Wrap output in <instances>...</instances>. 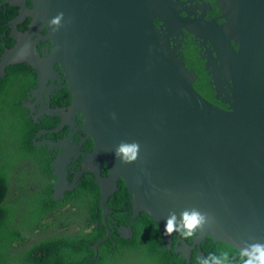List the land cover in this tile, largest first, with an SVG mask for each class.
Returning <instances> with one entry per match:
<instances>
[{"label": "water", "instance_id": "obj_1", "mask_svg": "<svg viewBox=\"0 0 264 264\" xmlns=\"http://www.w3.org/2000/svg\"><path fill=\"white\" fill-rule=\"evenodd\" d=\"M217 1L223 24L185 18L173 0H32L33 7L12 22L15 29L30 16L29 31L0 59L4 75L6 66L23 61L24 38L37 50L34 36L44 39L46 30L52 62L59 63L72 97L69 113L81 115L85 139L96 145L87 157L96 164L107 160L113 181L124 180L133 221L149 213L171 247L174 237L165 231L171 211L197 208L213 217L193 246L180 238L186 257L208 237L237 250L245 241L264 242V0ZM16 4L26 7L25 0ZM60 12L57 28L50 21ZM184 31L211 43L216 62L206 61L214 70L210 86L227 107L194 88L196 74L176 45ZM49 111L69 118L62 109ZM122 141L139 142L135 162L115 156ZM65 167L60 163L55 199L76 186L65 178ZM97 182L104 185L101 175ZM133 221L122 236L133 235Z\"/></svg>", "mask_w": 264, "mask_h": 264}, {"label": "trees", "instance_id": "obj_2", "mask_svg": "<svg viewBox=\"0 0 264 264\" xmlns=\"http://www.w3.org/2000/svg\"><path fill=\"white\" fill-rule=\"evenodd\" d=\"M18 14L16 7L6 8V12L2 11L0 33H10L9 22ZM30 22L31 19H27L19 29L25 31ZM11 40L16 42L13 38ZM13 42L5 43V38L0 36V58ZM26 64L28 63L11 64L6 67V74L0 77V99L10 95L8 99L12 98L10 107H20L19 99L27 98L30 87L37 84V69ZM187 66L198 74V80L194 85L198 93L205 96L203 91H208L212 96L209 92L206 72L202 67L196 60L192 64L187 63ZM17 89L20 91V96H16ZM64 95L69 99V94ZM58 123L59 118L50 119L48 126L52 127ZM18 125L21 128L20 133L13 134L9 148L2 147L0 139V264H198L202 255L205 257L225 248L229 249L233 253V259H236L237 249L208 238L193 250L192 260L189 262L184 258L183 253L177 252V247L182 244L179 241L181 236L171 235L174 237V243L172 249L168 248L163 232L145 212L135 222L134 227L138 235L147 241L150 252L143 253L138 259L129 258L130 256L121 257L119 253L115 258L101 247V245L110 246L111 239L100 243L97 252L93 244L101 236L100 230L94 228V222L103 220L99 187L95 186L92 178L91 182L87 183L92 193L82 192L86 189L85 180L82 178L73 190L66 191L65 198L55 199L53 197L55 178L52 173L48 174L49 167L46 159H42L41 148L38 150L33 144L32 138L37 132V127L27 120ZM24 126L27 127L22 131ZM26 147L35 153L39 151L38 170L45 162V172H34L35 169L30 166L28 157L32 151L24 152L23 155L17 152L18 149ZM23 159L27 163L25 166ZM28 171L31 172V176L34 172L38 187L23 193ZM73 177L74 175L70 174L68 181H72ZM126 193L125 188H122L114 195L116 200L109 204L111 208L116 209L115 213L121 211L120 198ZM19 211L23 214L19 215ZM24 216L26 218H23ZM130 220L129 215L122 219V223ZM68 227L72 228L71 231ZM186 241L189 245H193L194 237ZM132 243L135 246L133 240ZM96 255L99 257L97 260Z\"/></svg>", "mask_w": 264, "mask_h": 264}, {"label": "flooded vegetation", "instance_id": "obj_3", "mask_svg": "<svg viewBox=\"0 0 264 264\" xmlns=\"http://www.w3.org/2000/svg\"><path fill=\"white\" fill-rule=\"evenodd\" d=\"M173 1H174L175 9L179 11L181 15L185 18L188 16L191 18L202 17L207 21L218 19L219 24H223L225 22L224 19H219L222 12H221V8L217 0H173ZM19 2H22V0H0V14L2 13V11L6 12V8L16 7V9L19 12V14L17 15L18 17L22 13V11L29 10L34 5L32 0H25L26 7L22 8L21 5L16 4ZM15 18L10 20L9 22L10 29H11L10 33L9 34H7L6 32L0 33V36H2L3 39L5 38V43L6 42L12 43L13 41L11 40V38L15 39L16 41V42H13V45L7 48L6 50L12 49L16 46V44H18L19 40L17 36L23 33H27L32 23V18L30 16H27L21 23L17 24L16 28L14 29L12 21ZM27 19H31V22L28 24V27L25 31H21L19 27L23 25ZM156 21L158 22V20ZM160 24L161 23L159 22L157 26H159ZM42 36L44 37V39H41V36L40 37L34 36L33 41L36 45L37 50L34 49L33 43H30L27 37L24 38L25 39V49L24 48L22 49V52L20 53V56H19L20 58H22L23 61L18 62V63L27 62L28 64L26 65L31 66L33 69L35 68L29 63V61H27L28 60L27 58H32L34 62L38 63L40 69H37V72H38L37 84L35 86L30 87L27 98L23 97L19 99L20 107H17V106L10 107L9 106V103L12 100V98L8 100L10 95L9 96L7 95L4 99H0V139L2 142V147H6V148L10 147L13 134L15 133L16 135L20 133L19 131L21 130V128L18 127L19 126L18 124L27 120V121L32 122L37 127V132L35 136L32 138V140H33V144H35V146L38 147V150H40V146L37 145L38 143L37 136L39 132H41L42 130H48V132H50V130L57 128V126L61 122V118H59L60 121L55 128L45 129V128H49L48 123L50 122V119L58 118V117L49 116L46 113V107L50 106L52 108H55V107L68 108L71 104V98L69 97V99H67V97L64 95L65 93L68 94V91L65 88L66 81L64 78V74L60 68V65L59 63H53L52 60L50 59V55L54 50L52 41L47 38L46 30H44V34ZM176 45H179L180 48L178 50V53L180 54L181 57H184L186 59V63L192 64V62L196 60L199 66H201L204 71L207 70L208 73L214 71L213 68L210 67L206 63L209 57L212 62L213 61L214 63L216 62L215 57L212 56V54L211 56L209 55L211 51H213L212 45L209 42V40H204L200 37L198 38L194 37L189 32L184 31L182 36L179 37V42ZM235 48H237L236 45H235ZM32 50L37 52L36 55H34ZM18 63H15V64H18ZM192 71L194 72L193 69ZM206 75H208L209 77V74H206ZM208 85L210 87L209 92L212 93V96L209 95L208 91H203L205 94V96L203 95V97H205V99H207L209 102H213L214 104L218 106L227 107V105L222 103L219 99L218 100L215 99L214 88L210 86V77H209ZM11 95L13 97V93ZM16 96H20V91L18 89L16 91ZM42 96L44 98L43 101L40 99V97ZM68 101H70V103H68ZM76 120H77V123L75 124V128L72 131L69 132L68 129L65 128V126H63V128L60 130V132L62 131L63 132L60 135H57V136L51 135V136L59 138V136L65 137V135L67 136V134L73 133L75 137V141L81 142V145H79L81 146V152L87 153V154H89L90 152L92 153L95 148L94 140L90 138L85 139L86 137H88V133H86L83 128L84 122H82L81 115H77ZM26 127L27 126H24L22 128V131ZM69 128L71 127L69 126ZM39 140L42 141V137H40ZM28 151H32L31 155L28 157V162L30 163V166H32V168L35 169L34 172L36 171L45 172L44 171L45 162L43 164V167L40 170H38V163H39V157H40L39 151L35 153L32 149L27 148V147L20 148L17 150V152L21 155H23L24 152L26 153ZM55 153L56 152L54 150H49L48 148H45V147L41 148V156H42V159H46L45 161L47 163V166L48 164H52L53 155ZM87 154L86 155L82 154L81 156H79L77 160H74L76 163L73 164V166H71L72 167V170L70 171L71 173L70 172L66 173L65 175L66 179H67V176H69L70 174L79 173L84 170L85 166L83 162ZM105 161L106 160H104L103 162ZM23 164L24 166L25 164H27L24 159H23ZM106 164L107 162L104 163V167L106 166ZM34 172H32V176H31L30 171L26 172L25 189L23 193L27 191H31L38 187V183L36 179L34 178ZM50 173L51 172L49 170L48 174ZM87 173L88 172L84 173V176ZM105 173L108 174L107 169L105 170ZM52 176L54 177L53 173H52ZM54 178L55 180L53 184L55 185V181L57 177H54ZM84 180L86 183V189L83 190L82 192L92 193V190L87 185V178L85 177ZM121 184L122 183L119 180H117L116 182L117 190L114 191V193L110 196L107 202V205L111 204V201L116 200V197H114V195L117 193V191H120ZM66 191L64 192V196L62 197V199L65 198ZM98 202L99 201L97 200L96 203ZM8 205H12V204L8 203ZM126 206H127V203L123 201V197L120 198L119 208H121V211H118L119 213L114 212L113 214L108 215L104 221L102 220V222L97 221V222H100V227L98 229L100 230L99 235L101 237L96 242H98L101 239H103L102 242L106 241L107 239H111L112 241L110 242L112 244L110 246L101 245V247L104 249L105 252L109 253V255L115 258L117 257L118 253L121 257L130 256L132 255V253L134 255L135 251L138 249V247L134 246L132 243V240H134L136 236L135 232H133V237L129 239H126L120 236L121 228L123 226L128 225L129 223V222L122 223V219L129 215L132 216L131 214H123L124 208ZM112 209L116 211V209L114 208ZM105 210L108 211L109 213L112 212V210L109 209L108 207H106ZM21 213L22 212L19 211V215H21ZM103 213H104V210H103ZM97 222H94V224H97ZM120 241H123V243H119ZM136 241H139L141 243L140 240H136ZM98 258H99L98 255H96L95 259L97 260Z\"/></svg>", "mask_w": 264, "mask_h": 264}, {"label": "clouds", "instance_id": "obj_4", "mask_svg": "<svg viewBox=\"0 0 264 264\" xmlns=\"http://www.w3.org/2000/svg\"><path fill=\"white\" fill-rule=\"evenodd\" d=\"M63 18H64V13L60 12L55 17H53L51 19L50 24L51 25H55V26H57V28H59V26H61V22H62ZM156 20H158V19H155V24L157 26L160 21L158 20V23H156ZM161 25H162V23L159 26H161ZM159 26H157V27H159ZM173 44H174V42H173ZM12 49H9V50H12ZM50 59H51V55H50ZM185 61H186V59H185ZM11 64H9V65H11ZM31 65L34 68H36L33 64H31ZM186 67L189 70H192V69H190L187 66V63H186ZM194 73L197 74L195 71H194ZM206 74H208L207 71H206ZM0 77H2V75H0ZM196 77H198V74L196 75ZM207 78H208V81H209L208 75H207ZM194 85H195V82H194ZM67 91H68V89H67ZM68 94H69V96L71 98V103H72V97H71V94L69 93V91H68ZM40 99L43 101V99H44L43 96L40 97ZM50 108L53 109V110H55V109L61 110L62 109L65 113H67V116L69 118H65L64 115L63 116H58V115L52 116L50 114V111H49ZM46 113L49 116H51V117L61 118V122L59 123V125L57 124L58 126L54 125L51 128L49 127V128H45V129H52V128H55L56 126H57V128L50 130V132H48V130H42L41 132H39V134L37 136V139H38L37 145H39L40 148L45 147V148H48L49 150H54L56 152L53 155L52 164H48L50 172L53 173L54 177H57V179L55 181V185H56V182H57L58 177H59L58 174H59V172H61V170L58 171V168L60 167V163L62 164L63 161L65 162V166H66L65 167L66 168L65 169V173H68V172H70L72 170L71 166H73V164L76 163L74 160H77L79 158V156H81L82 154L86 155L87 153H82L81 152V146H79V145H81V142L75 141V137H74L73 133L72 134L69 133V134H67V136L65 135V137L64 136L63 137L59 136V138L51 136V135H54V136L60 135L63 132V131L60 132V130L63 128V126H65V128H67L69 132L72 131L75 128V124L77 123V120H76V117H73V115L71 113H69V107L68 108H63V107L52 108L50 106H47L46 107ZM59 121H60V119H59ZM82 122H84V121L82 120ZM69 126L71 128H69ZM83 128H84V124H83ZM71 135H73V139H74L73 141H71L69 139V137ZM40 137H42V141L39 140ZM65 139H69V142H70V146L68 147L69 149H67V147H66ZM90 139H92V138H90ZM75 145L78 146V149H77L76 152H75V149H74ZM95 147H96V145H95ZM139 153H140V144H139V142H135V141H133V142L122 141L118 145V147L115 149V156L117 158H119L123 163H126V164L135 162L138 159V157H139ZM89 154H91V152ZM104 160L105 159H103L100 162V164H96L95 159H92L91 157H87L86 156V158H85V160L83 162V164L85 166L84 170L82 172H79V173H72L74 175L73 180H72V182H69V181L68 182L70 184L75 182V184L77 186V182L79 180H81L82 178L86 177L87 178V183L91 182V179L93 178V182H94L95 186L97 188L99 187V192L101 194V206H102V208L104 210L103 203L105 205H107V202H108L110 196L114 193V191L117 190L116 182H117V180H119L122 183L120 185V187H121L120 191L122 190V188H125V190L127 192L123 196V201H125L127 203V206L124 208V213L123 214H131L132 215L131 216V220L129 221L128 225L123 226L121 228L120 236L123 237V238H126V239L132 238L133 235L131 237L122 236L123 235L122 230H123V228L128 227L131 224V222L133 221V214H134V211H135V206H133V203H132V200H131V196L129 194V191H128L127 187H126V184H125L124 180L121 177H118V178L114 179V181H113L114 176H112V172L109 170V164H108V162L106 160L105 162H107L108 166L106 164V166L104 167V163H105V162H103ZM98 167L99 168L101 167V171L99 170V173L97 172L98 171ZM106 169L108 170V174L105 173ZM86 172H88V173L84 176V173H86ZM78 174H81V176H79L78 179H76ZM98 175H101V177H102V179L104 181V185L103 186L98 184V182H97ZM67 180H68V176H67ZM114 183H115V188L113 189ZM55 185H54V193H55ZM111 190H112V192L109 193V191H111ZM117 192H119V191H117ZM54 193H53V195H54ZM106 195H107V198L105 200V196ZM106 207H108L109 209L112 210L111 213H109L107 211L106 217L108 215H111V214H113L115 212L109 205H107ZM144 212L145 211H141L139 213V215L135 218V220L133 221L132 226L130 228V229H132V233L133 232L136 233L135 239L141 241V243H140L139 241H136L135 239L133 240L134 243H135V246H137L138 249L135 251L134 255H133V253H132V255H130L129 258H132V259L133 258H137L138 259V258H140L139 256L143 255V253H145L147 251L150 252V249L148 247L147 241H145L144 238L141 237V235H138V233L136 232V229L134 227L135 222L141 217V215ZM145 213L147 215H149L157 223V221L149 213H147V212H145ZM106 217H105V219H106ZM212 220H213V217L211 216L210 213L203 212V211H201V210H199L197 208L184 209V210H182L179 213V215L175 211H171L169 213L167 219H166L165 231H166V234L169 235V236H171L173 233H177V234H179L181 236L180 238H182L184 240L185 239L187 240V239H190V238L194 237V244H195V238L198 236L197 233L198 232L202 233L203 230L205 229L206 225H209L212 222ZM103 221H104V219H103ZM157 225L160 228V230L163 232V230L161 229V227L159 226L158 223H157ZM95 227L99 228L100 227V222H97V224H94V228ZM177 234H175V235H177ZM180 238H179V241H180ZM208 238H211V237H208ZM102 241H103V239H101L98 242H96L94 244V249H95V245L97 244L98 247H99V243L102 242ZM205 241H203L202 243H204ZM180 242H182V241H180ZM186 243L188 244L187 241H186ZM216 243H219V242H216ZM244 243H245V246L242 247V248H239L235 252L236 259H233V253L229 249L225 248V249H221L218 253H210V254H208L205 257L199 258L198 264H264V242L249 243V242L245 241ZM201 244H197L194 249H196L197 246L201 245ZM182 245H183V242H182V244L180 246L177 247V252L183 253L184 258L187 259L189 262H191V260H192V252H193L194 249H191L189 247L192 250V252H190V255H188L189 257H186L184 255V252L179 251L181 249L180 247ZM193 245H189L188 244V246H193ZM172 246H173V244H172ZM172 246L170 247V245H168V248L172 249ZM95 250H97V249H95ZM98 250H97V252H98Z\"/></svg>", "mask_w": 264, "mask_h": 264}, {"label": "rangeland", "instance_id": "obj_5", "mask_svg": "<svg viewBox=\"0 0 264 264\" xmlns=\"http://www.w3.org/2000/svg\"><path fill=\"white\" fill-rule=\"evenodd\" d=\"M23 218H26V217L24 216ZM68 229L71 231L72 228L71 227H68Z\"/></svg>", "mask_w": 264, "mask_h": 264}]
</instances>
